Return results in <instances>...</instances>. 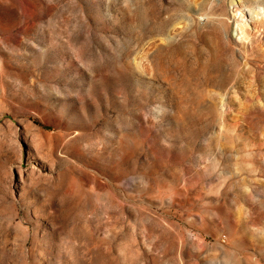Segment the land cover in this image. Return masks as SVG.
I'll return each instance as SVG.
<instances>
[{
	"label": "rangeland",
	"instance_id": "obj_1",
	"mask_svg": "<svg viewBox=\"0 0 264 264\" xmlns=\"http://www.w3.org/2000/svg\"><path fill=\"white\" fill-rule=\"evenodd\" d=\"M0 264H264V0H0Z\"/></svg>",
	"mask_w": 264,
	"mask_h": 264
}]
</instances>
